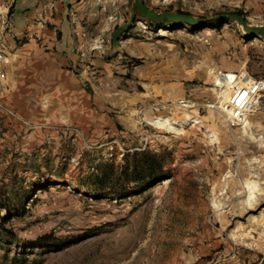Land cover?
<instances>
[{"label": "rangeland", "instance_id": "374dc122", "mask_svg": "<svg viewBox=\"0 0 264 264\" xmlns=\"http://www.w3.org/2000/svg\"><path fill=\"white\" fill-rule=\"evenodd\" d=\"M141 1L160 16L226 6L81 0L68 45L36 43L14 93L0 89V264H264V110L232 125L221 107L230 83L264 78V36L237 20L152 29L133 18ZM145 148L166 179L92 195L91 174Z\"/></svg>", "mask_w": 264, "mask_h": 264}, {"label": "trees", "instance_id": "16d2710c", "mask_svg": "<svg viewBox=\"0 0 264 264\" xmlns=\"http://www.w3.org/2000/svg\"><path fill=\"white\" fill-rule=\"evenodd\" d=\"M137 14H142L143 19L152 29L166 28L169 24L181 25L183 23H188L190 26L198 28L209 24L219 25L230 20H237L243 25L247 33L258 32L264 36L263 28L249 25L247 14L242 7L232 8L226 5L222 10H215L211 16H195L186 10H167L163 16H160V14L148 10L144 6L143 1H141L137 3L134 10V19ZM167 177L168 171L161 157L149 148H145L136 150L131 154H125L124 161L121 163L117 164L115 160L106 162L100 172L91 174L93 181L88 188L95 197L124 198L140 193ZM0 205L8 211L11 210L6 203ZM12 215L9 214L7 217H3V220H10L13 217ZM10 235L15 237L12 232ZM57 242L58 238L53 234L41 235L34 241L35 244L39 245Z\"/></svg>", "mask_w": 264, "mask_h": 264}, {"label": "crops", "instance_id": "0c3cea01", "mask_svg": "<svg viewBox=\"0 0 264 264\" xmlns=\"http://www.w3.org/2000/svg\"><path fill=\"white\" fill-rule=\"evenodd\" d=\"M232 7H242L255 25L264 29V0H220ZM81 0H0V39L6 46L8 62L5 65V87L14 93L18 85V72L32 60L36 43L46 49L68 45L71 29L69 7ZM10 23L6 29L5 23ZM59 31V32H58ZM65 35L58 40L55 35ZM34 50V49H33Z\"/></svg>", "mask_w": 264, "mask_h": 264}, {"label": "built area", "instance_id": "2783aa9c", "mask_svg": "<svg viewBox=\"0 0 264 264\" xmlns=\"http://www.w3.org/2000/svg\"><path fill=\"white\" fill-rule=\"evenodd\" d=\"M5 25L6 29H10L9 22H6ZM7 58L6 46L0 39V89L5 87L7 80V70L5 68L8 62ZM248 76L249 79L245 83H240L239 80L230 83L229 95L223 106H221L227 121L232 125H243L251 115L264 110V78ZM216 85L221 89L226 87L225 84H218L217 81ZM10 113L15 115L13 111Z\"/></svg>", "mask_w": 264, "mask_h": 264}, {"label": "bare ground", "instance_id": "6f19581e", "mask_svg": "<svg viewBox=\"0 0 264 264\" xmlns=\"http://www.w3.org/2000/svg\"><path fill=\"white\" fill-rule=\"evenodd\" d=\"M249 77V76H248ZM247 82V81H246ZM217 83H218V81H217ZM220 84H222V83H220ZM230 88V87H229ZM223 89V88H222ZM230 90V89H229ZM230 92V91H229ZM228 95H229V93H228ZM228 97V96H227ZM226 101V100H225ZM224 101V102H225ZM224 104V103H223ZM221 106H223V105H221ZM170 118L168 117V116H159V117H157V123L159 124V125H162V126H169L171 123H170Z\"/></svg>", "mask_w": 264, "mask_h": 264}, {"label": "water", "instance_id": "95a60500", "mask_svg": "<svg viewBox=\"0 0 264 264\" xmlns=\"http://www.w3.org/2000/svg\"><path fill=\"white\" fill-rule=\"evenodd\" d=\"M165 113V112H164ZM166 114V113H165Z\"/></svg>", "mask_w": 264, "mask_h": 264}]
</instances>
